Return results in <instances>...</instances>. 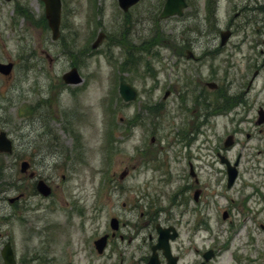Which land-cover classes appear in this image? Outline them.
<instances>
[{"label":"rangeland","instance_id":"1","mask_svg":"<svg viewBox=\"0 0 264 264\" xmlns=\"http://www.w3.org/2000/svg\"><path fill=\"white\" fill-rule=\"evenodd\" d=\"M206 1L187 0L182 16L159 19L163 0H140L127 12L117 0H61L60 36L52 40L41 0H0V60L15 62L9 77L0 75V130L14 146L0 153V247L9 240L18 264H61L62 240L77 248L75 207L82 216L92 203L103 207L101 220L126 204L135 255L137 248L149 254L158 222L179 232L172 245L180 264L209 248L215 254L207 264H264V124L255 122L264 110V0H213L212 10ZM156 28L182 53L156 43L144 49ZM225 29L230 37L219 45ZM122 34L136 44L125 71ZM186 49L195 58H186ZM71 61L82 77L76 85L61 78ZM116 67L137 90L134 100L120 97ZM221 92L233 108L206 116L197 95L211 105ZM229 134L233 146L225 149ZM30 139L41 146L45 166L35 169L52 180L53 196L34 194L14 160ZM58 150L63 156L53 168ZM217 151L230 160L239 155L230 188ZM189 163L198 202L194 187L187 189L194 184ZM19 193L20 201L9 202Z\"/></svg>","mask_w":264,"mask_h":264},{"label":"flooded vegetation","instance_id":"2","mask_svg":"<svg viewBox=\"0 0 264 264\" xmlns=\"http://www.w3.org/2000/svg\"><path fill=\"white\" fill-rule=\"evenodd\" d=\"M36 143L38 144L37 139L28 140L29 148H27L26 150H22V149L18 150L16 156L14 157V160L18 162V164L22 160L28 163L26 170L24 172L20 171V173L24 176H27L30 179L32 184L31 188L34 194H39L35 188L36 181L40 178H43L45 182L51 187V192L48 195V197H50L53 196L54 194L52 180L49 178L42 177L38 169H35V167L38 164L43 165V167L45 166V164H41V161L43 160V155H42L43 152L42 149L40 148L41 146L39 144L37 145ZM53 146L55 147V145ZM12 152H14V148ZM61 156H63V151L58 150L55 156V161L53 162L54 163L53 168H56L57 164L60 162L59 158ZM35 162L37 163L35 164ZM49 166L50 165L47 166V169L49 168ZM62 176L64 177V175ZM197 183L198 182H195V184ZM193 187L194 186L192 184L187 185L188 190ZM197 187L198 186H196V188ZM20 194H22L23 196V193ZM22 196L18 195V197L14 198L15 199L14 201L15 202L20 201ZM200 197H201V188H198V196L197 199L194 201L198 202L199 201L198 199ZM122 205L123 207H125L126 204L123 203ZM99 210L101 209H99L97 203H92V205L89 207V210L86 211V214L81 216L83 208L75 207V211L78 213L79 216V219L77 221V228H78L77 248L74 251L70 241L62 240L63 259L61 264H107L106 262H108V264H148L147 256L146 255L144 256V254H140V252L138 254V248L136 250L137 255L136 256H134V254L131 255V250H130L131 237H130V229H129L131 220L126 218V213L129 211V209L111 208V211L108 213L109 215L108 217L109 218L113 216L116 217L117 224L114 227L110 226L109 219L108 221L107 219L101 220L100 215L102 210L100 212ZM141 215L145 217L148 216L149 217V219L147 220L148 222L156 220L155 215L151 216L147 212H142ZM103 235L106 236L105 244L103 250L99 252L98 246L95 244V240L98 239L99 237H102ZM170 248H171V253H173V255L177 257V258L175 257V260L172 259L174 264H179L181 255L176 249L174 248L172 249V242L170 243ZM77 251L79 258H74L73 254H76ZM162 252L163 251L160 250L157 253L159 264H167V260ZM207 262L208 261L204 262V264H207Z\"/></svg>","mask_w":264,"mask_h":264},{"label":"water","instance_id":"3","mask_svg":"<svg viewBox=\"0 0 264 264\" xmlns=\"http://www.w3.org/2000/svg\"><path fill=\"white\" fill-rule=\"evenodd\" d=\"M138 0H118V3L120 7L123 10H127L128 7ZM45 2V15L48 20V25L50 26L52 30V36L53 38H56L58 36V25H59V13H60V1L59 0H44ZM186 6L185 0H165V3L163 5V8L160 12V17H167L172 14H182V8ZM221 44H224L227 40L228 36L230 35L229 30L221 31ZM102 37V33L99 34L97 40L92 44L93 47H95L98 42L100 41ZM12 63H2L0 62V72L3 74H8L11 70ZM63 79L66 83H78L81 81V77L79 76L77 70L75 67L71 68L69 71L65 72L63 74ZM210 87H215V84L212 82L208 83ZM119 93L123 97L124 100H131L134 99L136 96L135 90L131 87L130 84L126 82H120L119 86ZM258 123L264 122V110L262 108H259L258 110ZM232 143L231 136H228L225 140V145H229ZM12 144L10 139L6 136V133L4 131H0V151L2 152H11ZM222 161H224L222 159ZM26 162L21 163V170H24L26 168ZM228 170V181L227 185L230 186L236 176V169L234 166L227 165ZM37 190L42 193L43 195H47L50 191L49 187L44 183L43 180H39L36 184ZM225 217V214L223 215ZM170 228L161 230L158 228V242L157 245L153 247L155 249L156 247L163 248L166 252L168 251V244L167 240L170 236L171 238L175 237V232H172L171 234H168ZM100 242V241H99ZM1 257L3 259L4 264H17L14 258V254L12 252L10 243L7 242L3 245L1 248ZM207 256L210 255V252L206 253ZM149 264H156L155 256L154 254L150 258Z\"/></svg>","mask_w":264,"mask_h":264},{"label":"trees","instance_id":"4","mask_svg":"<svg viewBox=\"0 0 264 264\" xmlns=\"http://www.w3.org/2000/svg\"><path fill=\"white\" fill-rule=\"evenodd\" d=\"M209 5H210V1H208V9H209ZM24 14L29 16V13L27 11ZM41 22L44 24L45 23L44 19H41ZM120 41H121V44L130 45V43L124 38V34H122V39ZM152 43H159L162 45L168 44L169 45L171 43V39H170V37L167 36V34L164 33L163 30L156 28V31H155L154 35L152 36V38L149 40H145V42H143L144 49L147 50ZM133 58H134L133 53L131 51H128L125 60L120 64V69L126 70L127 68H124L125 64L129 63V61H133L134 60Z\"/></svg>","mask_w":264,"mask_h":264}]
</instances>
